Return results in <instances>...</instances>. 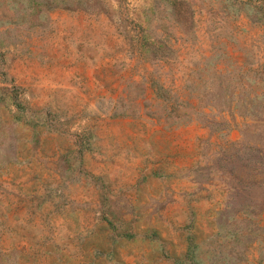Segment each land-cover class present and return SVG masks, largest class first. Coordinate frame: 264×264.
<instances>
[{
    "label": "rangeland",
    "instance_id": "rangeland-1",
    "mask_svg": "<svg viewBox=\"0 0 264 264\" xmlns=\"http://www.w3.org/2000/svg\"><path fill=\"white\" fill-rule=\"evenodd\" d=\"M0 264H264V0H0Z\"/></svg>",
    "mask_w": 264,
    "mask_h": 264
}]
</instances>
